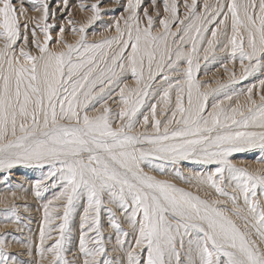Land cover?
<instances>
[{
  "label": "snow or ice",
  "instance_id": "obj_1",
  "mask_svg": "<svg viewBox=\"0 0 264 264\" xmlns=\"http://www.w3.org/2000/svg\"><path fill=\"white\" fill-rule=\"evenodd\" d=\"M41 3L43 15L31 30L32 44L39 55H32L25 50L29 43L27 24L21 33L23 0L19 11L13 0H0V170H10L15 165L46 166L44 180H59L62 184L55 196L60 203L44 206L38 247L42 259L45 241L53 239L55 213V219L60 221L59 235L46 249L52 257L49 264H69L63 256L69 218L75 203L86 197L79 237L83 264H111L109 259H101L106 249L100 234V212L103 195L107 194L108 203L118 206L133 230L139 224L135 243L126 252L127 264H264V171L249 172L229 159L246 149L264 150V95L256 104L249 88L246 111L239 106L229 111L223 101H217L205 115L208 97L218 89L200 92L201 85L194 76L199 64L193 63L200 48H204L207 60L220 37L227 35L230 14L231 36L225 48L230 46L233 58L239 53L243 77L264 67V0L205 4L199 14L197 0H191V4L185 3L187 12L183 18L176 3L165 2L164 11L169 15L160 19L163 31L156 35L147 9V26H140L141 0H127L124 29L117 23L115 37L88 43L86 28L81 25L73 28L80 34L76 43H65L66 50L59 52L49 51V31L55 25L46 22L48 4L44 0ZM99 3L100 0L90 5L89 25L101 16ZM151 3L155 6L156 0ZM63 4L62 12L67 10L68 0H63ZM80 7L83 9L84 5ZM217 21L218 26L208 27ZM172 24L175 32L171 31ZM37 27L44 33L43 44L36 40ZM59 31L57 43L63 42L64 27ZM209 31L210 39L206 36ZM205 40L207 47L203 45ZM189 42L191 46L185 51ZM182 60L187 62L185 79L165 73V69L176 72ZM128 69L137 87L119 88L123 106L115 114L118 124L114 127L117 121L105 97H111ZM158 77L168 85L162 97L165 106L171 103V91L176 90L172 119L161 130V121L156 119L157 105L152 104L153 132L134 133L136 114ZM260 83L264 85V80ZM231 98L225 96L226 100ZM100 101L103 104L97 114L88 115L89 108ZM143 124L148 126L147 116ZM146 160L150 167L153 161L175 165L191 160L216 165L211 174H197V179L214 188L218 195L228 196L233 207L226 209L221 207L224 201L201 199L149 175L141 168V162ZM156 170L163 173L165 168L160 164ZM225 172L235 183L233 191L240 193L243 206L238 204L236 195L225 193L220 186ZM43 187V181L36 182L37 197ZM14 209L13 204L11 210ZM108 211L111 214L112 210ZM232 217L242 221L243 227ZM110 226L122 232L114 216ZM89 232L95 235L89 236ZM127 235L124 232V238L117 236L120 251L124 250ZM3 245L0 239V264H8L10 254L2 251ZM143 252L147 253L146 258H142ZM11 259L15 261V256Z\"/></svg>",
  "mask_w": 264,
  "mask_h": 264
},
{
  "label": "rangeland",
  "instance_id": "obj_2",
  "mask_svg": "<svg viewBox=\"0 0 264 264\" xmlns=\"http://www.w3.org/2000/svg\"><path fill=\"white\" fill-rule=\"evenodd\" d=\"M48 4V19L47 23L55 25L49 31L51 40L48 44L49 51L59 52L64 51L65 43L75 44L79 39V32L73 31V28L78 29L81 25L86 28V41L88 43H97L110 39L117 35L116 24L119 23L121 29H124V19L128 16V12L125 11L127 0H100L99 9L101 16L99 20L94 21L91 25L88 24V20L92 15L90 5L97 3L98 0H68L67 10L61 11L65 7L63 0H44ZM176 3L178 5V13L183 18L187 12L185 3L191 4V0H156L155 6L152 5L151 0H141V6L138 9V16L141 28L147 26V19L145 18V9L148 11V15L153 18V35H156L163 31L162 26L159 24L161 18H167L168 13L164 11V4ZM228 0H197V13L204 11V5H217L226 4ZM245 0H237V3H243ZM13 4L19 11L21 6V0H13ZM84 5L82 9L80 6ZM23 7L25 9L24 14L20 18L21 33L24 32V25H28V38L29 43L26 47V51H29L32 55H39L35 45L32 44L31 30L36 27V22L40 21L43 15V6L41 0H23ZM39 9V10H38ZM227 12V8H225ZM53 13L55 15L53 16ZM223 18V17H220ZM72 21L70 24L69 21ZM133 24L136 22L133 21ZM64 27L65 31L62 35L61 43H57V38L61 37L60 27ZM218 26L216 24H209L208 27ZM171 31H176L175 24H172ZM208 39L211 38V32H207ZM231 36V16L228 18L227 35L221 36L218 45L208 54V59L205 60L204 48H200L196 54L193 63L199 64V68L194 73L196 81L201 85L200 92H209L211 89H218L217 92L210 93L207 100V110L204 113L212 111V104L217 101H223V107L231 111L232 108L241 107L243 110H247L249 106L248 89H252V99L259 104L261 102L260 97L264 95V85L260 83L264 80V67L258 71L250 73L247 77H243V68L239 58V53L235 58L232 57L228 40ZM246 36V33H245ZM127 38V32L125 31V39ZM44 33L40 28H36V40L38 43H44ZM21 42L17 45V53ZM204 47H207V40L203 41ZM189 44L184 46V50L187 51L190 48ZM175 47V45L173 46ZM113 49L116 48L114 44ZM223 49V51H221ZM131 49L129 48L128 51ZM175 59V56H173ZM247 65L248 61H244ZM177 71L169 73L168 69H165V73L172 76H179L181 80L186 77L183 75L187 69L186 60H182L177 65ZM119 71V69H117ZM234 74V75H233ZM175 84V79L172 81ZM127 85L128 88H136L135 78L132 76L131 70L125 71L124 75L119 78V86L111 93V97H105L107 105L112 109L113 119L117 121L113 126H117L118 118L116 113L119 112L123 106L119 101V88ZM162 85V87H161ZM223 86V87H221ZM168 87L164 84L161 78H157L156 82L149 89L150 95L145 100L144 105L135 117V128L133 132H145L149 134L153 132L151 128L152 121V104H156V119L161 121V130H163L164 124L169 119H172V112L175 111L176 90L173 89L170 93L171 103L167 106L163 103V91ZM187 86L185 85V88ZM225 96H231L230 100H226ZM103 101L95 103L94 107H90L88 115L93 116L97 114V111L101 109ZM184 106L187 107V94L185 91ZM147 116L149 124L147 127L143 124V118ZM177 118L179 114L177 113ZM175 127V124L172 125ZM258 131V129H255ZM229 159L237 167L246 168L249 172L264 171V150L260 148L246 149L239 153L232 154ZM162 164L165 168L163 173L156 170V165ZM216 165L214 164H199L195 161H179L173 165L171 163L162 161H153L152 166H149L148 161L141 162V168L149 175L155 176L159 180L168 181L179 188L192 192L193 195H198L201 199L220 200L225 203L221 205L226 209H231L233 205L226 195H218L214 188L207 184H201L197 179V174L207 176L211 174ZM48 172V168L39 166H25L15 165L10 170H0V239H3L4 245L2 251H6L10 254L8 264H49L51 261V254L47 253V247L58 238V225L60 221L55 219V213H53V226L52 240H46L44 244V257L42 259L38 247L40 244L39 234L42 224L44 223V206L51 203L55 207L60 202L55 200V196L59 194L62 189V184L59 180H44V176ZM183 177V178H181ZM196 178V179H195ZM37 181H43L45 187L41 191V195L37 197L35 195V184ZM199 182V184H197ZM205 187H204V186ZM202 186L204 188H202ZM225 193L229 195H238V204L243 206V199L240 197L239 192H234L235 183L230 181L228 174L225 172L223 183L220 185ZM259 191V189H258ZM104 205L100 212V234L103 238V246L106 249L104 257L101 259H109L111 264H127L126 252L130 250V245L135 243V237L138 234L139 224L137 223L136 229L133 230L127 220V217L119 210L117 205L108 203L107 194L103 195ZM15 205L14 211L11 210L12 205ZM87 207L86 197H82L77 201L73 207L72 213L69 218V230L66 233V242L64 245L63 256L69 261V264H83L85 257L79 251V237H80V224L84 209ZM111 209V214L108 211ZM62 214V208L60 209ZM231 215V213H228ZM115 220L119 223L122 232H117L111 228V222ZM236 220V217H232ZM237 224L243 227V222L236 220ZM127 232L126 243L123 245V251L118 249L116 244L117 236L122 238L123 233ZM89 236H94L95 233L89 232ZM187 240V237L185 238ZM89 247L94 245L89 244ZM142 258H146L147 253L143 252ZM11 256H15V261L11 259ZM221 259H224L221 257Z\"/></svg>",
  "mask_w": 264,
  "mask_h": 264
},
{
  "label": "bare ground",
  "instance_id": "obj_3",
  "mask_svg": "<svg viewBox=\"0 0 264 264\" xmlns=\"http://www.w3.org/2000/svg\"><path fill=\"white\" fill-rule=\"evenodd\" d=\"M195 179H196V178H195ZM197 184H199V182H198ZM199 185H202V184H199ZM203 186H204V185H203ZM203 186H202V188L205 187V186H204V187H203ZM204 190H206V189L204 188ZM238 194H240V193H238ZM237 196H238V195H237ZM238 197H239V196H238ZM240 197H241V196H240ZM241 198H242V197H241Z\"/></svg>",
  "mask_w": 264,
  "mask_h": 264
}]
</instances>
